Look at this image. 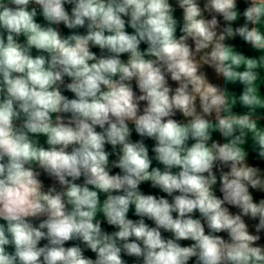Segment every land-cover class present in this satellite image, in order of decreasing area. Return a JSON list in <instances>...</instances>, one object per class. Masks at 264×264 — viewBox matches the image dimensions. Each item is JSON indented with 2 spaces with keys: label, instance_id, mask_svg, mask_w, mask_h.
Segmentation results:
<instances>
[{
  "label": "clouds",
  "instance_id": "1",
  "mask_svg": "<svg viewBox=\"0 0 264 264\" xmlns=\"http://www.w3.org/2000/svg\"><path fill=\"white\" fill-rule=\"evenodd\" d=\"M245 2L241 11L238 0H176L181 24L169 0H0V264H127L124 255L142 264H264L261 236L244 219L264 230V199L250 192L264 191V173L245 148L250 140L264 159V0ZM61 23L86 33L63 36L53 27ZM236 38L259 55L238 50ZM236 84L238 96L228 87ZM130 123L155 141L154 158L131 139ZM144 182L172 201L144 194ZM132 206L140 219L128 218ZM101 213L118 230L105 231Z\"/></svg>",
  "mask_w": 264,
  "mask_h": 264
},
{
  "label": "crops",
  "instance_id": "2",
  "mask_svg": "<svg viewBox=\"0 0 264 264\" xmlns=\"http://www.w3.org/2000/svg\"><path fill=\"white\" fill-rule=\"evenodd\" d=\"M169 2L172 4V6L176 9L174 15L175 17L177 18L178 21H180V23L182 24V9L179 8L178 4L176 3V0H169ZM203 3H204V0H201V6L203 7ZM72 6V5H70ZM30 7H35L38 11V15L36 17V20L38 23H41L42 25H47V21L44 20L43 16L39 14L40 12V8L37 7L35 4H32L30 5ZM244 7H246V2L245 0H238V8L242 11L244 9ZM207 15V14H206ZM210 18V17H209ZM127 19V18H125ZM222 19V18H221ZM244 21H243V18H241V20H239L237 22V24H242ZM235 26V25H234ZM53 27L57 28V30L61 33V35L63 36H67L69 34H72L73 32H79L80 34H85L86 33V27L85 28H78V29H68L66 26H64L63 24H59V25H53ZM126 30L131 33L133 32V30L128 27L126 28ZM177 35L179 36L180 35V32H179V28L177 30ZM20 42H24L25 38L23 36H21L19 38ZM232 43H235L236 45H238V50L240 51H243L246 55H249V56H256V55H259L258 53H256L254 50H251L249 46L247 45H244L243 42L239 39V38H236L235 41H232ZM147 47L146 44H141V50L145 49ZM93 52H95L98 56L101 55V50L97 47H93L91 49ZM39 53H37V51L35 49L32 50V55L35 56ZM103 54H106V53H103ZM121 59L122 60H127V54H123L121 56ZM209 72V75L210 77L215 80V77L214 75L212 74L211 70H207ZM70 80L65 77V83H69ZM216 83H221V81L219 80H215ZM169 83L172 87H175L176 84L175 82L171 81L170 77H169ZM229 90L232 91L234 94H236L237 96L242 92V89H243V86L242 85H239V84H236V85H229ZM134 89V88H133ZM62 91H63V94L68 96L70 99L71 98H74V94L67 91L66 89H63L62 88ZM134 91L137 92V94L139 95V90H135ZM261 92L264 93V86L261 87ZM143 106H145V102H141V108H143ZM234 111H236L237 113H243L246 111L245 108H243L242 106H240L239 104L236 105ZM67 118L68 115L70 114H64ZM176 119H183V117L180 115V114H177V116L175 117ZM261 125L264 126V119H261L260 121ZM129 127L132 128V136H131V139L135 142L137 140H143L145 142V144L148 146L149 148V155L150 157H153L155 156V154L151 151L152 147L154 146L155 144V141L151 140L150 138H146V137H139L136 133H135V129H134V125H132L131 123L129 124ZM97 130L99 131L100 129L97 128ZM213 138L214 139H217V140H220L221 137L219 136V133H214L213 134ZM39 140H40V143L47 147V144H46V137L44 136H40L39 137ZM245 148L246 150L248 151L249 153V156H248V163L250 166H254V167H258L261 169V172L264 173V159L260 158L258 156V153L257 151L255 150L254 146L252 145L251 141L249 140V143L245 145ZM106 150L109 151V152H112V148H111V145H106ZM110 161H114L116 159H118L117 155L115 153H113L112 155H110L109 157ZM153 167H160L161 169H163V166L160 165L157 161H155V159H153ZM225 171H227L228 169L225 168L224 169ZM120 170L117 169V168H113L112 169V172L111 174H116L118 173ZM217 175L219 176V173H217ZM42 181L44 182L45 186L48 187V186H53L55 185L57 187V189L59 190L60 186L58 184L57 181H55L54 178L52 177H49L46 173H43V171L41 170V177ZM77 183H83V177L80 178V180L77 181ZM220 184L219 182L217 183V185L214 186V191H215V194L222 198L223 194L222 192L220 191ZM140 190L148 195V194H151V195H155L157 198H160V197H164L166 199H168L170 202L172 201L173 197L172 196H168V194L162 192L159 188H154L151 186V182H144L140 185ZM250 192L252 193L253 195V198H254V201L255 202H259L260 199H264V191H260V190H256V189H250ZM115 194V193H114ZM122 194V193H121ZM179 193H174L173 195H178ZM106 198V195L103 194V193H100V200L101 202H103V200ZM227 207H229V210L230 212H232L233 214H238L239 213V209L236 208V207H233V206H230V205H226ZM173 216L175 217L176 216V213H173ZM128 218L129 219H133V220H138L140 219V217L136 216L135 215V209H134V206H132L130 208V211L128 213ZM193 218H200V214L199 212H195L193 214ZM43 219V218H41ZM97 219L101 220L102 221V228L111 233L113 231H116L118 229H116L114 226H110L107 224L106 220L104 219L103 217V214H98V217ZM145 219V222L150 226V227H154V222L151 221V220H148L146 217L144 218ZM245 219V222L248 224L249 226V230L250 232H252L253 234H259L261 236V241L260 243L261 244H264V230H262L260 233H256L255 231V228H256V225L259 223L258 221V218L257 219H252L250 217H244ZM35 224L38 225L39 221L38 220H34L33 221ZM203 222V221H202ZM0 223H3V221H0ZM205 228H206V233H207V227L205 225ZM162 231V235L165 237V238H172V233L170 232H164L163 230ZM218 235H221L223 236L225 239H227V235L226 233H219ZM47 241L46 240H43L41 241V244L40 246H43L44 244H46ZM182 246H190L193 241H190V240H183V241H180L179 242ZM73 244H80L79 241H70L68 242L65 246H72ZM81 247H84L82 244L80 245ZM85 255L90 257V258H93L95 259V254L91 252V250H88V249H85ZM123 258L127 261V264H142V260H138L137 258L135 257H128L126 255L123 256ZM189 264H196V258H192L190 261H189Z\"/></svg>",
  "mask_w": 264,
  "mask_h": 264
},
{
  "label": "built area",
  "instance_id": "3",
  "mask_svg": "<svg viewBox=\"0 0 264 264\" xmlns=\"http://www.w3.org/2000/svg\"><path fill=\"white\" fill-rule=\"evenodd\" d=\"M36 6L39 7L38 5H36ZM71 7H72V6H70V5H68V4L65 5V8H66L69 12H70V10H71ZM61 24H63V23H61ZM132 84H133V88H134L135 90H138V88H136L135 81H133Z\"/></svg>",
  "mask_w": 264,
  "mask_h": 264
},
{
  "label": "trees",
  "instance_id": "4",
  "mask_svg": "<svg viewBox=\"0 0 264 264\" xmlns=\"http://www.w3.org/2000/svg\"><path fill=\"white\" fill-rule=\"evenodd\" d=\"M226 235H227V233H226Z\"/></svg>",
  "mask_w": 264,
  "mask_h": 264
}]
</instances>
